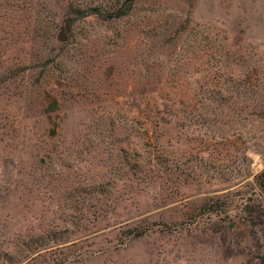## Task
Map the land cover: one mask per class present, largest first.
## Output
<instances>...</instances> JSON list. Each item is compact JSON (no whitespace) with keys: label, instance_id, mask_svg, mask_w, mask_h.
Here are the masks:
<instances>
[{"label":"rangeland","instance_id":"rangeland-1","mask_svg":"<svg viewBox=\"0 0 264 264\" xmlns=\"http://www.w3.org/2000/svg\"><path fill=\"white\" fill-rule=\"evenodd\" d=\"M0 264H264V0H0Z\"/></svg>","mask_w":264,"mask_h":264},{"label":"trees","instance_id":"trees-1","mask_svg":"<svg viewBox=\"0 0 264 264\" xmlns=\"http://www.w3.org/2000/svg\"><path fill=\"white\" fill-rule=\"evenodd\" d=\"M137 1H135V3H136Z\"/></svg>","mask_w":264,"mask_h":264}]
</instances>
